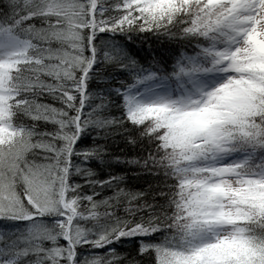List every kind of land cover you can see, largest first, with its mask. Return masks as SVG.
Here are the masks:
<instances>
[{
  "label": "snow or ice",
  "instance_id": "obj_1",
  "mask_svg": "<svg viewBox=\"0 0 264 264\" xmlns=\"http://www.w3.org/2000/svg\"><path fill=\"white\" fill-rule=\"evenodd\" d=\"M0 264H264V0H0Z\"/></svg>",
  "mask_w": 264,
  "mask_h": 264
}]
</instances>
